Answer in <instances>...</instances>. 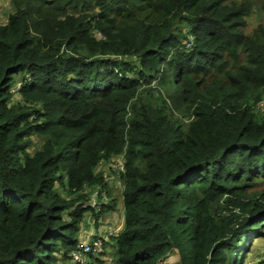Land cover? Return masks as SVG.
Returning <instances> with one entry per match:
<instances>
[{
	"label": "trees",
	"instance_id": "16d2710c",
	"mask_svg": "<svg viewBox=\"0 0 264 264\" xmlns=\"http://www.w3.org/2000/svg\"><path fill=\"white\" fill-rule=\"evenodd\" d=\"M14 4L0 23V264L69 259L86 211L117 206L89 200L107 187L99 165L120 155L113 264L173 252L180 264H244L264 237V192H248L264 179V111L250 105L264 97V24L246 31L252 4ZM33 135L43 143L31 153Z\"/></svg>",
	"mask_w": 264,
	"mask_h": 264
},
{
	"label": "rangeland",
	"instance_id": "374dc122",
	"mask_svg": "<svg viewBox=\"0 0 264 264\" xmlns=\"http://www.w3.org/2000/svg\"><path fill=\"white\" fill-rule=\"evenodd\" d=\"M250 2L253 6V11L248 17V25L246 31L251 33L259 24H264V0H243ZM15 10L14 0H0V23H6L10 12ZM154 84V83H153ZM157 86V85H155ZM163 94L165 91L163 88H158ZM157 94V93H156ZM166 94V93H165ZM251 107L256 112L257 116H260L264 111V97L261 101L255 103L250 102ZM43 143V139L40 136H31L29 151L33 153L36 149L40 148ZM125 168L124 156H115L110 161L102 162L98 171H101L107 181V187L100 188L95 187L90 190V200L92 197L96 198V195L101 193V199L105 202L115 198L117 206L113 210L106 211V213L96 217L91 210L86 211L84 222L80 232V240L91 241L93 238L105 237L110 238L112 230L119 231L122 224V218L124 215L123 207V188L124 182L121 178V171ZM58 190L67 195L66 189L61 184H57ZM264 192V179L259 180L254 186L249 187V196H252L255 192ZM73 196V195H72ZM95 200V199H94ZM100 205V204H99ZM92 255H89L85 259V263L77 264H113V247L109 243L103 245L102 250H95ZM86 255V254H85ZM83 255V257L85 256ZM175 258V259H174ZM178 255L173 252L160 259L164 264H180ZM58 264H76L69 258L67 260L61 259ZM244 264H264V237L254 241L253 249L248 253Z\"/></svg>",
	"mask_w": 264,
	"mask_h": 264
},
{
	"label": "built area",
	"instance_id": "2783aa9c",
	"mask_svg": "<svg viewBox=\"0 0 264 264\" xmlns=\"http://www.w3.org/2000/svg\"><path fill=\"white\" fill-rule=\"evenodd\" d=\"M191 45H192V42L187 41L186 46L190 47ZM92 199L93 200H91L90 202L91 206L95 210H98L100 208V205L97 202V199L94 197H92ZM122 223H123V218H122ZM121 227H122V224H121ZM112 231H114L112 232V234L118 232L117 230H112ZM107 239L105 237L93 238L91 241H85V240L79 239L76 247L73 248L72 251L70 252V259L73 261V263H76V264L85 263V259L90 255V253L97 252L95 250H100V251L102 250L104 241H106ZM83 255L85 256L83 257Z\"/></svg>",
	"mask_w": 264,
	"mask_h": 264
},
{
	"label": "bare ground",
	"instance_id": "6f19581e",
	"mask_svg": "<svg viewBox=\"0 0 264 264\" xmlns=\"http://www.w3.org/2000/svg\"><path fill=\"white\" fill-rule=\"evenodd\" d=\"M105 213V212H104ZM175 259V258H174Z\"/></svg>",
	"mask_w": 264,
	"mask_h": 264
},
{
	"label": "crops",
	"instance_id": "0c3cea01",
	"mask_svg": "<svg viewBox=\"0 0 264 264\" xmlns=\"http://www.w3.org/2000/svg\"><path fill=\"white\" fill-rule=\"evenodd\" d=\"M123 224V223H122Z\"/></svg>",
	"mask_w": 264,
	"mask_h": 264
}]
</instances>
